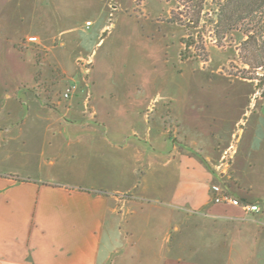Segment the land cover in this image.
<instances>
[{"label": "crops", "instance_id": "obj_1", "mask_svg": "<svg viewBox=\"0 0 264 264\" xmlns=\"http://www.w3.org/2000/svg\"><path fill=\"white\" fill-rule=\"evenodd\" d=\"M39 38L31 81L0 74V264H264V121L209 130L137 82L124 101L99 88L95 52L68 62ZM215 184L259 212L214 203Z\"/></svg>", "mask_w": 264, "mask_h": 264}, {"label": "rangeland", "instance_id": "obj_2", "mask_svg": "<svg viewBox=\"0 0 264 264\" xmlns=\"http://www.w3.org/2000/svg\"><path fill=\"white\" fill-rule=\"evenodd\" d=\"M212 8L206 7L199 28L192 29L169 22L178 11L175 0H0V74L31 81L28 40L50 38L68 62L95 52L99 88L114 97L127 100V88L137 82L181 103L188 99L207 115L206 129L220 132L227 120L241 119L239 134L249 119L264 121V69L244 63L241 32L217 38ZM190 38V53L200 55L203 45L207 62L182 59L183 41ZM260 130L263 135L264 126ZM120 257L121 264H143L129 263V254Z\"/></svg>", "mask_w": 264, "mask_h": 264}, {"label": "trees", "instance_id": "obj_3", "mask_svg": "<svg viewBox=\"0 0 264 264\" xmlns=\"http://www.w3.org/2000/svg\"><path fill=\"white\" fill-rule=\"evenodd\" d=\"M175 2L178 11L171 13L169 22L192 29L199 28L206 7L211 4L213 8L210 12L216 19L214 21L211 19L210 22L215 24L217 38L222 40L232 32H241L245 36L240 49L244 63L254 70L264 69V0H175ZM191 40L183 41L186 48L182 51V59L207 62L208 52L203 45H200L202 50L200 55L190 53V47L194 42Z\"/></svg>", "mask_w": 264, "mask_h": 264}, {"label": "built area", "instance_id": "obj_4", "mask_svg": "<svg viewBox=\"0 0 264 264\" xmlns=\"http://www.w3.org/2000/svg\"><path fill=\"white\" fill-rule=\"evenodd\" d=\"M90 24V23H88ZM30 43L38 44V37H30L28 40ZM77 86L71 85L67 88V91L64 93L65 99L69 100L74 92L76 91ZM235 153V147L230 146L227 150L224 151L221 159V163L218 166L219 171L223 174L226 173V170L231 166L233 155ZM211 199L216 204H231L236 207L242 208L246 213H256L259 212L260 208L257 204H252L248 202H243L240 199L235 198L230 194L223 186L215 184L211 186Z\"/></svg>", "mask_w": 264, "mask_h": 264}]
</instances>
